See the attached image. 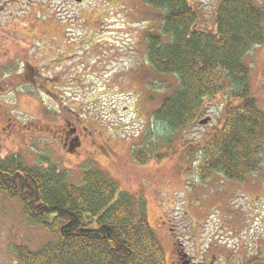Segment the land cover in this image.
<instances>
[{
  "label": "rangeland",
  "instance_id": "obj_1",
  "mask_svg": "<svg viewBox=\"0 0 264 264\" xmlns=\"http://www.w3.org/2000/svg\"><path fill=\"white\" fill-rule=\"evenodd\" d=\"M220 1L189 0L200 29H213ZM163 19L145 0H0V158L54 169L77 186L85 171L106 173L120 192L145 201L170 264L180 250L184 264H261L264 147L258 170L242 183L187 173L183 150H162L172 157L147 165L132 156L150 131L166 134L154 113L180 87L148 60L149 36L162 34ZM245 64L264 111V45ZM223 103L207 100L197 127L176 140L220 124ZM49 241L22 204L0 193V264H19L17 247L38 250Z\"/></svg>",
  "mask_w": 264,
  "mask_h": 264
},
{
  "label": "trees",
  "instance_id": "obj_2",
  "mask_svg": "<svg viewBox=\"0 0 264 264\" xmlns=\"http://www.w3.org/2000/svg\"><path fill=\"white\" fill-rule=\"evenodd\" d=\"M145 2L164 15L162 34L149 36V63L157 73L179 79L180 87L154 113L166 134L144 135L148 145L133 150L134 160L147 165L155 157L160 163L173 155L162 150H183L191 164L187 173L202 181L219 175L244 182L258 170L264 147V111L251 95L245 64L246 55L264 45V8L255 0H221L215 25L206 31L189 0ZM220 98V124L201 138L181 142L205 116L206 101ZM0 193L22 204L28 220L51 236L38 250L17 247L19 264H170L145 201L120 192L101 170L85 171L77 186L54 169L0 158ZM178 257L183 264L186 254L180 250Z\"/></svg>",
  "mask_w": 264,
  "mask_h": 264
},
{
  "label": "flooded vegetation",
  "instance_id": "obj_3",
  "mask_svg": "<svg viewBox=\"0 0 264 264\" xmlns=\"http://www.w3.org/2000/svg\"><path fill=\"white\" fill-rule=\"evenodd\" d=\"M175 263L179 264V263H180V261H177V262H175ZM183 264H184V263H183ZM185 264H190V262H187V263H185Z\"/></svg>",
  "mask_w": 264,
  "mask_h": 264
},
{
  "label": "water",
  "instance_id": "obj_4",
  "mask_svg": "<svg viewBox=\"0 0 264 264\" xmlns=\"http://www.w3.org/2000/svg\"><path fill=\"white\" fill-rule=\"evenodd\" d=\"M202 124H203V125H206V124H207V121H203Z\"/></svg>",
  "mask_w": 264,
  "mask_h": 264
}]
</instances>
